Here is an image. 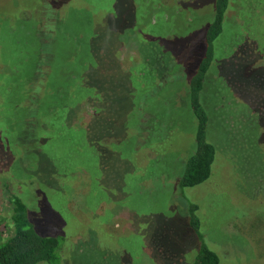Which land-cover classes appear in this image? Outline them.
Masks as SVG:
<instances>
[{
    "label": "rangeland",
    "instance_id": "obj_1",
    "mask_svg": "<svg viewBox=\"0 0 264 264\" xmlns=\"http://www.w3.org/2000/svg\"><path fill=\"white\" fill-rule=\"evenodd\" d=\"M46 2L0 0V241L14 192L60 237L59 264H193L202 243L219 264H264V0L229 4L200 94L216 156L193 187L179 184L197 149L187 74L216 0ZM35 26L76 53L47 77ZM37 89L42 120L25 129Z\"/></svg>",
    "mask_w": 264,
    "mask_h": 264
},
{
    "label": "trees",
    "instance_id": "obj_2",
    "mask_svg": "<svg viewBox=\"0 0 264 264\" xmlns=\"http://www.w3.org/2000/svg\"><path fill=\"white\" fill-rule=\"evenodd\" d=\"M65 1L66 0H55V2L59 3ZM231 1L232 0H216L214 18L212 19L210 24L206 26L207 30L203 39L205 45L204 51L201 54L202 56L198 58V60H196L195 68L187 74L189 83L186 88L188 95L187 97L189 99V109L191 108V110L193 111L197 123L195 132L197 149L195 153L191 155L187 162L185 171L179 183L181 187H193L202 184L212 174V165L216 156V147L207 138V129L210 119L205 106L201 102L200 94L203 90H205V83L207 81L206 78H208L207 75L210 66L215 58V41L223 32L226 12ZM45 6L47 8L46 13H48L50 10H53V0H48ZM64 17L61 15V18L57 19L59 28L60 23L64 22ZM53 21L56 22L55 20ZM46 25H49L48 22L45 23V26ZM49 29L53 28H48V30L45 32V34L48 36L46 38V41H38L40 33H38L39 31H37L36 26L34 28V32H36L35 37L37 40V45L41 48L40 56L45 60V62L41 63L38 67V76L40 77H47L49 75L46 71L43 72V66L46 65L45 67L47 68L49 67V64L54 65L53 60H58L56 53L64 57L66 55V57L70 59H73L74 54H76H67V49H69V40L65 39L66 37L64 36H60L61 38L56 37L54 35V32ZM57 44L61 46L58 51L55 48ZM45 47L47 48L46 50ZM86 76L87 75H85V77ZM71 77L75 79L76 77H78V74L77 76L73 74L71 75ZM78 79L79 78H77V81ZM81 82L82 86L88 85L86 79ZM52 83L55 82H53L52 80ZM38 91V89L34 90V92L30 96L31 101L29 103L30 105H32L30 106L31 115L29 116L30 118L25 121L26 123H23L22 127H24L25 129H27L28 126L31 127L32 125H36L35 127H37V123H41L42 117L39 118L38 111L36 110V105H39L41 103V99L38 97ZM44 101L45 99H43V102ZM55 112H57V109L49 112L48 116L56 115ZM27 121H29V124L27 123ZM65 126L66 125H63V129H65ZM33 147L34 145H32V148ZM11 196L13 232L10 236L0 241V264H38L43 261H47L52 264H59L60 256L58 254V248L60 245V237L48 236L39 233L35 228H38V222H41L42 218L37 217H42L43 214L41 213V211L37 210L38 206L36 207L34 205L27 204L24 199L17 193L13 192ZM198 208L199 206L197 204L190 203V223L195 228L196 232L199 235V238L203 239L202 232L200 231V219L195 214ZM30 212L34 215L32 216V219L35 218V220L31 219ZM219 263V254L215 250L208 247L205 243H202L201 249L196 255L193 264Z\"/></svg>",
    "mask_w": 264,
    "mask_h": 264
}]
</instances>
